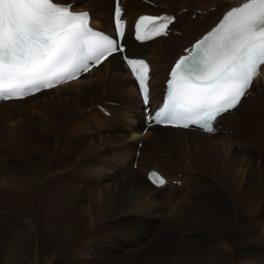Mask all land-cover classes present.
Wrapping results in <instances>:
<instances>
[{"label":"bare ground","instance_id":"bare-ground-1","mask_svg":"<svg viewBox=\"0 0 264 264\" xmlns=\"http://www.w3.org/2000/svg\"><path fill=\"white\" fill-rule=\"evenodd\" d=\"M121 1L124 16L130 21L139 14L165 13L153 12L142 0ZM227 1L231 4L218 11L215 10L217 6L213 10L212 6L196 8V12L188 15L187 21L182 24H178L179 16L187 14V10L179 13L177 9V13H172L176 17L172 30L179 31L176 28L178 25H183L184 29L180 31V36H168L166 48L174 43L170 48V52L176 54L174 59L183 48L214 25L223 12L245 0ZM87 6L91 12L88 9L77 10L89 11L96 27L111 33L113 0H104L103 4L100 0H89ZM200 10L202 12L198 14ZM214 10L216 13H207ZM192 14L200 17L198 19L205 15L203 20L208 23L204 29L198 28L197 20L187 23L193 20L189 18ZM181 35L185 38L186 46L180 48V41L170 38ZM165 40L159 38L138 45L130 39L128 44L132 48L131 52L141 53L138 55L127 50L129 56L145 58L151 64L150 104L154 106L162 98L163 83L174 61L165 60L164 51L158 47ZM116 56L119 58V55L108 57L97 69H92L66 86L38 93L23 101L0 102V198L13 192V205L18 206L19 192L22 195L26 193L27 197L28 189H31L34 195L27 204L11 209L9 223L0 227V264L19 263V219L31 223L35 239L37 236L41 239V253L48 248V252L46 250L44 253L43 264H264L263 154L258 153L254 144L247 146L248 138L246 140L243 136L249 131L244 130L241 134L243 127L260 132L263 137L260 147L264 153V131L260 128L256 131L253 126L262 125L264 120V90L253 94L252 84L249 92L253 98L247 99L240 110L238 106L223 114L219 118L220 131L217 134L151 127L141 136L139 129L144 123L141 102L125 68L117 66ZM103 68L106 69L101 73ZM263 70L264 67L260 75H263ZM119 71L124 79L118 80L121 78ZM95 75V80L90 81L89 77ZM82 82H86L88 89L83 87L80 93L78 86L79 94L74 91V97H59L52 92ZM123 88L132 91L138 99H128L131 97L129 94H123L120 98L116 92ZM96 90H101L104 97L113 94L118 101L109 103L107 100L106 108L97 103L86 105L89 101L94 102ZM103 96L98 95L96 98L102 101ZM84 99L89 101L84 103ZM242 102L243 99L240 105ZM72 103L78 108L75 111L82 113H78L77 119L73 118L74 111H70ZM98 108L107 111L109 116ZM250 109L253 110L252 120H243L244 125L239 123L237 117L233 120L230 118L237 110L243 117ZM84 110L91 113L90 119L96 116L97 125L87 120ZM121 117L126 120V128H122ZM229 120L232 124L237 122L234 124L236 128H230ZM56 125L60 128L57 129ZM235 129L239 137H243H238L241 148H248V153L234 146L232 138H225L235 137ZM224 131H230V134ZM249 136L258 137L257 133L253 135L251 132ZM140 141L147 144L143 142L136 157V143ZM151 145L154 149L148 154ZM70 151L75 158L70 166L62 167L54 163L57 156L67 157ZM253 151L259 159L254 157ZM24 156L27 159L33 157L36 162L28 175L21 173L26 171L21 159ZM144 159L159 161L158 164L148 162L146 166L152 165L142 167L140 164ZM135 161L137 170L133 172ZM164 161L165 164L169 163L168 166ZM204 166H208L211 173L208 172V179L200 175L205 170ZM151 169L165 176L169 185L164 188L150 186L145 174ZM139 170H145L144 175ZM177 174L178 178H183L178 180ZM217 175L219 178H216ZM172 181L180 182L179 186L171 184ZM183 182L186 184L181 187ZM199 187L204 188L199 200L186 198L187 192L194 193ZM162 193L163 201L158 202ZM216 194L219 198L215 202L209 196L214 197ZM20 199H25V196ZM45 199L53 200L52 206H59V212L52 213L49 226L41 218L47 212L43 204ZM238 215L241 216L240 221H246V227L238 230L239 236L229 228L234 224L239 225ZM159 217L161 219L157 221ZM155 223L160 226L158 230ZM42 227L49 229V232L42 233ZM164 231L176 238L159 240V235L164 234ZM72 250L76 256H69ZM83 254L90 257H84Z\"/></svg>","mask_w":264,"mask_h":264},{"label":"snow or ice","instance_id":"snow-or-ice-1","mask_svg":"<svg viewBox=\"0 0 264 264\" xmlns=\"http://www.w3.org/2000/svg\"><path fill=\"white\" fill-rule=\"evenodd\" d=\"M70 7L53 0H0V99H22L52 88L75 78V69L85 58L99 53V62L100 56L124 51L119 38L125 34V22L119 0L114 8L116 37L94 32L87 26L89 14L73 13ZM174 19L145 15L136 28L164 20L152 32L161 35ZM147 38L142 32L137 35L140 40ZM195 50L171 70L167 104L151 119L156 123L182 120L176 126L199 125L213 131L211 121L237 106L264 65V0H247L231 8ZM125 59L147 104L148 63Z\"/></svg>","mask_w":264,"mask_h":264},{"label":"rangeland","instance_id":"rangeland-1","mask_svg":"<svg viewBox=\"0 0 264 264\" xmlns=\"http://www.w3.org/2000/svg\"><path fill=\"white\" fill-rule=\"evenodd\" d=\"M55 2H59V3H73V5H72V9H74V10H77V8L78 9H88L89 8V6H87V2L89 1V0H80V1H77V0H54ZM144 1V0H143ZM149 2H151L152 4H153V6H151V7H149L148 6V8H150L153 12H155V13H159V12H170V13H177V9H179V11H180V13H185L186 12V10H187V14H185V15H182V16H179V21H178V24H182V23H184L185 21H187V18H188V15H190L191 13H193V12H196V8H201V9H203V8H206V7H208V6H212L211 7V10H213L214 9V7H218V8H215V10H217L218 11V9H220L221 7H224V8H226V7H228L231 3L230 2H228L227 0H148ZM189 1V2H188ZM100 3L101 4H103L104 3V0H100ZM167 5V6H166ZM171 7V8H170ZM181 7H189L188 9H186V8H182L181 9ZM189 9H191V11L189 10ZM89 11H90V9H88ZM215 10L214 11H211V12H207V13H216L215 12ZM201 11V10H200ZM91 12V11H90ZM202 12V11H201ZM194 17H195V14H192L189 18L190 19H193V20H191L190 22H187V23H191V22H193V21H195V20H197L199 23L197 24V26H199L198 28L200 29L201 27H203L202 29H204L205 28V26H206V24L208 23L207 22V20H203V18L205 17V15L204 16H202V18L201 19H198V18H200V17H195V19H194ZM96 25V24H95ZM98 26V25H97ZM176 28H178L179 29V31L178 30H175V32L173 33V36H180V31H182V29H183V25H178V26H176ZM184 30V29H183ZM191 34V33H190ZM183 36L181 35V37H171L170 39H174V40H176V41H180L179 42V47L181 48L182 46L184 47V46H186V44H185V38H182ZM166 40H165V42H162V43H160L159 45H161V46H158V47H160V49L161 50H163L164 51V58H165V60H167V61H172L173 59H174V57H175V53H171L170 52V48H171V46H173L174 45V43H172L171 44V46H169V47H167L166 48V45H167V43H169L168 41H167V38H165ZM170 41V40H169ZM128 44H130V39L128 38V36H127V38H126V45H127V50H128V52L129 53H134V52H131V50H132V48L128 45ZM134 54H138V55H140L141 53H134ZM137 55V56H138ZM116 60H117V66L118 67H120V68H122L123 66L119 63V58H118V56H116V58H115ZM105 69L106 68H103L102 70H101V73H103L104 71H105ZM262 76H261V78L259 79V80H257L256 82H255V85H254V87H255V89H257L258 88V90H253V94H257V91H259V90H264V70H263V72H262ZM118 75H120L121 76V78H119L118 80H120V79H124L125 77L123 76V74H122V72L121 71H119L118 72ZM95 78H96V75L93 77V78H91V77H89V80L90 81H92V80H95ZM128 78V77H127ZM88 81V80H87ZM79 86V87H78ZM82 86V87H81ZM77 87H78V89H77ZM85 87H87V88H85V90L86 89H88V86H87V84H86V82H82V83H80L79 85H77V86H69V88H66V89H59L58 90V92H56V91H52L53 92V94H55V95H59V97H62V95H69V96H71V97H74L73 95H75V93H77V94H79L78 92H83V90H84V88ZM82 89V90H81ZM65 90V91H64ZM77 90H78V92H77ZM81 90V91H80ZM61 91V92H60ZM74 91H75V93H74ZM99 91V92H98ZM100 91L101 90H96L95 92H94V102H90L89 100H86V99H84V103H87L88 101V103L86 104V105H90V104H92V103H97V104H99V105H101L102 107H105L106 105V101L107 100H109L110 102L109 103H114V102H117L118 100L115 98V96L113 95V94H111L110 96H106V97H104L103 95H102V91H101V94H100ZM122 94H121V93ZM73 93V94H72ZM96 94V95H95ZM116 94L117 95H119L120 96V98L121 97H123L122 95L124 94V95H126V94H129L128 96H131V97H129L128 99H130V98H132L134 101H136L137 99H138V97H137V95L136 94H133L132 93V91H128V89L127 88H123V89H121V90H118V92H116ZM103 96V99H102V101L99 99V98H96V96ZM134 95L136 96V97H134ZM44 98V97H43ZM87 98V97H86ZM251 98H253V97H251V95L249 96V98L248 99H251ZM99 99V100H98ZM255 99V98H254ZM74 103H72L71 105H70V111H71V113H72V111H74L73 113H72V115H73V118H75V119H77L78 117H76V116H78V113L79 112H76L75 110H77L78 108H77V106H75V104L73 105ZM85 105V106H86ZM93 105V104H92ZM244 106V104L240 107V109L242 108ZM263 107V106H262ZM106 108V107H105ZM99 109V108H98ZM239 109V110H240ZM59 111V113H61L62 112V110H58ZM96 111L98 112V113H100L97 109H96ZM238 111V110H237ZM237 111H235V113H234V115H232V116H230V118L233 120V119H235V117H237L238 118V121H239V123L241 124V125H244V122H243V120L244 121H249V120H252V115H253V110L252 109H250L247 113H245V115L243 116V117H241L240 115H239V113H237ZM84 112V114H86V118H87V120H90L91 122H93L95 125H97V123H98V121H97V118H96V116L93 118V119H90L91 118V116L89 115V114H91L90 112H87V111H83ZM262 113H263V116H264V107H263V109H262ZM80 115H82V113L80 112L79 113ZM101 114V113H100ZM67 116H69V115H67ZM259 117V116H258ZM65 118V117H64ZM63 118V119H64ZM63 119H61V120H63ZM106 119V118H105ZM109 119V118H108ZM118 119H119V117H118ZM60 120V121H61ZM86 120V119H85ZM107 120V119H106ZM121 124H122V128L123 127H125L126 128V124H125V122H126V120H125V118H122L121 117ZM105 124H106V122H104ZM237 122L235 121V123L234 124H236ZM247 123V125H248V122H246ZM101 124H102V122H101ZM228 124H229V126H230V128H236V125H234V124H232V121H228ZM71 126H76L77 125V123L76 124H70ZM89 125L92 127V128H94V126L89 122ZM145 124L143 123V125L142 126H140V129H139V131L143 128V126H144ZM251 126V125H250ZM254 126V128L256 129V131H259V128L261 129V130H263L264 131V120L262 121V125H253ZM56 128L57 129H59L60 127H58L57 125H56ZM248 128V127H247ZM247 128H245V127H243V129L241 130V134L242 133H244V130L245 131H249V132H246L245 133V135L243 136L244 137V139H246V138H248V143L246 142V144H247V146H249L248 144H250V143H252V144H254L255 146H256V149H258V150H254V151H258V153L259 154H263V159H262V161L264 160V153H263V149L260 147V143L262 142V140H263V137H262V135L260 134V132H255V131H253L252 130V128H249V129H247ZM125 132H128V130H125ZM251 132V134H255V133H257V135H258V137H256V138H254V137H251V136H249L248 137V134ZM228 133H230V131H228ZM234 133H236V136L235 137H232V136H228V137H225V138H228V139H233V140H231L235 145L234 146H236L238 149L240 148L241 150L243 149L246 153H248V148H245L244 146H242V148H241V143L238 141V137H239V134H237V130L235 129L234 130ZM130 134V133H129ZM129 137H130V135H129ZM242 137V136H241ZM241 137H239V138H241ZM242 137V138H243ZM142 138V137H141ZM165 138H167V139H174V138H170V137H165ZM239 140H241V139H239ZM250 140V141H249ZM151 141V139L149 140V142ZM259 141V142H258ZM144 143H146L147 144V142H145V141H143ZM143 142H141L142 144H143ZM148 142V143H149ZM169 142H172V141H169ZM136 143V142H135ZM80 146V142H78V144H77V147H79ZM136 146H137V143H136ZM138 149H139V147H138ZM153 146L151 145V146H149V149H148V154H151L152 152H153ZM242 150V151H243ZM254 151L252 152L253 153V155H254V157L256 158V159H259V156H256V154H254ZM135 154H136V151H135ZM26 157V158H25ZM58 157V158H57ZM56 158H55V160H54V163L55 164H57V165H60V166H62V167H68V166H70L71 164H72V161L74 162V154L70 151V154H67V157H60V156H57ZM22 159V161H24V165H25V168H26V171L25 172H21V170H19L22 174H24V175H28V174H30L31 173V171L35 168V164H36V162H34V158L33 157H30L29 156V158L27 159V156H24L23 158H21ZM33 159V160H32ZM70 161V162H69ZM159 161V160H158ZM158 161H152V159H144V160H142L141 161V166L142 167H145L146 166V164H148V162H152V163H154V164H158ZM68 164H67V163ZM135 163H136V161L134 162V164H133V169H132V171L133 170H137V167H135ZM166 163V161H164V164ZM263 163H264V161H263ZM169 164V163H168ZM168 164H165V165H167L168 166ZM257 164H258V162H257ZM152 164H149V165H147V166H151ZM146 166V167H147ZM155 166V165H154ZM153 166V167H154ZM34 167V168H33ZM132 167V166H131ZM156 168V167H155ZM205 170H202L201 172H200V175L203 177V178H205V179H208L209 178V173H210V171H209V168H208V166H204L203 167ZM28 169V170H27ZM140 171V173L142 174V175H144V171L145 170H139ZM120 172V171H119ZM133 172H135V171H133ZM209 172V173H208ZM178 174H180V173H178ZM178 174L176 175V178L178 179V180H181L183 177H180V178H178ZM198 174V173H197ZM211 174V173H210ZM181 175V174H180ZM118 177H119V175H118ZM216 178H219V176L217 175L216 176ZM175 182V181H174ZM172 184L173 185H175L173 182H172ZM186 183H184L183 182V184H181V187L183 186V185H185ZM179 186V185H178ZM57 189V188H56ZM58 189H60V187L58 188ZM177 189V188H176ZM187 189H188V187H187ZM203 187H199L194 193H191V192H187V194L185 195L186 196V198H189V199H193V200H199L200 198L199 197H201V192L203 191ZM31 189H28V193H27V197H26V193L25 194H20V192H19V205L17 206H14L13 205V201H14V198H15V194L12 192V193H10V192H8L6 195H5V197H1L0 198V227L2 226V225H4V224H8L9 223V219H8V217H10V216H12V210L11 209H17L18 207H20V205L21 204H27L28 203V201L29 200H31V199H33L34 198V195H33V193H32V191H30ZM9 191H11V190H9ZM166 191H168V189L167 190H165V192ZM30 193V194H29ZM32 194V195H31ZM162 195V198H160V199H158V202H161V201H163V197H164V193H162L161 194ZM22 196H25V199H20ZM191 197V198H190ZM209 198L210 199H213L215 202L218 200V198H219V195H215L214 197H210L209 196ZM3 199V200H2ZM26 200V201H25ZM175 201V200H174ZM52 202H53V200H44V202H43V204H44V208L47 210V212H46V214L44 215V216H41V218H43V219H45L44 221L46 222V224L49 226V223H51L50 221L52 220V213L53 212H59V206L57 207H54V206H52ZM177 202V201H176ZM8 205H10V206H8ZM13 206V207H12ZM158 208V207H157ZM13 209V210H14ZM20 209V208H19ZM42 210H43V207H41L40 208V212L42 213ZM158 210H159V208H158ZM160 211V210H159ZM163 211V210H162ZM10 212V213H9ZM45 212V211H44ZM2 217V218H1ZM240 218H241V216H239L238 215V223H239V225H236V224H234V225H232V226H230L229 228H230V230H231V232L233 233V234H236V235H238V230L240 229V228H242V227H246V221H240ZM98 219V218H97ZM158 219H161L160 217L159 218H157L156 220L158 221ZM112 220V219H111ZM6 221V222H5ZM140 222H141V224H143V221L142 220H139ZM139 221H136L137 223H139ZM26 221H23V220H21V219H19V263L18 264H43V257H44V253H45V251L47 250V252H48V248H46V249H44V252H42L41 253V249H40V241H41V239L39 238V236H37V238L35 239V237H36V235L35 234H33L32 233V229H31V223H29V222H26ZM136 222H133V223H136ZM29 223V224H28ZM111 223H113L114 225H115V223L114 222H111ZM155 225H156V223H155ZM157 226V229L156 230H158L159 229V225H156ZM47 227V226H46ZM86 228L88 227V224L85 226ZM85 227H84V229H85ZM117 227V226H116ZM30 228V229H29ZM22 229V230H21ZM116 229V228H115ZM42 230H43V232L42 233H48L49 232V229L48 230H46L45 228H43L42 227ZM47 231V232H46ZM164 234H162V235H159V240H163V239H169V238H176V236L175 235H173V236H171L170 234H169V232L168 231H164L163 232ZM32 234V235H31ZM166 234H169L168 236H165ZM22 235V236H21ZM239 236V235H238ZM24 240H25V242H24ZM31 241V242H30ZM24 243V244H23ZM21 244H23V245H21ZM86 245H88V243L86 244ZM257 246H260V247H262L261 245H259V244H257ZM22 248V249H21ZM26 248V249H25ZM29 248V249H28ZM172 248V247H171ZM21 249V250H20ZM25 249V250H24ZM133 249V248H132ZM27 250V251H26ZM181 249H179V251H180ZM187 253V252H186ZM43 255V256H42ZM69 256H76L75 255V252H74V250H72L71 251V254L69 255ZM83 256L85 257H90L89 255L87 256L86 254H83ZM21 258V259H20ZM83 258V257H82Z\"/></svg>","mask_w":264,"mask_h":264}]
</instances>
